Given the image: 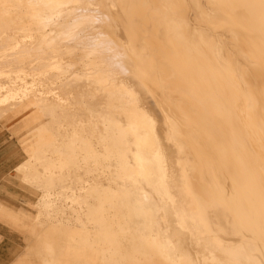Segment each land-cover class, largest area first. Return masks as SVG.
I'll return each mask as SVG.
<instances>
[{
  "label": "bare ground",
  "instance_id": "obj_1",
  "mask_svg": "<svg viewBox=\"0 0 264 264\" xmlns=\"http://www.w3.org/2000/svg\"><path fill=\"white\" fill-rule=\"evenodd\" d=\"M31 104L100 210L46 263L264 264V0H0V115Z\"/></svg>",
  "mask_w": 264,
  "mask_h": 264
},
{
  "label": "rangeland",
  "instance_id": "obj_2",
  "mask_svg": "<svg viewBox=\"0 0 264 264\" xmlns=\"http://www.w3.org/2000/svg\"><path fill=\"white\" fill-rule=\"evenodd\" d=\"M32 105L24 111L18 112L15 116H12V112H9L10 115L5 113L0 115V225L7 228L9 233L15 234L16 240L10 244L17 245L18 258L13 264H56L55 262L46 263L45 257L47 256L46 259L50 261H56L61 256L59 250L71 242L70 232L74 229L84 231V220L89 221V217L97 219V211L100 210L97 207L98 200L96 199L98 197L89 198V204L85 203L84 189H81L84 186L83 169L79 170L78 174L71 173L72 171H69L71 161H67L66 168L62 170L53 169L55 174H58L57 176H49L50 174L46 172L47 164L51 162L49 159L56 157L53 153L55 148L51 144L56 137L59 138V134L55 133L57 129H55L50 116L43 115L39 109L26 112L28 108H32ZM70 127L69 130L72 129ZM77 128L80 129L79 131L83 129L79 126ZM40 134H42L41 137ZM63 134L64 132H62V137ZM30 145L36 150L45 145V148L48 149L44 150L43 147L42 150L45 152L49 150L45 153V159L37 161L36 158L34 160L30 158L31 154L27 151ZM63 146L62 143L63 157L66 156L67 159L68 153L65 150L66 147ZM65 151L66 153H64ZM32 164L36 167H31ZM33 169L39 178L34 176L26 179V174ZM120 193L122 191H117L118 196H115L118 202L116 209L120 210L123 215H129L128 221L133 227L131 229H138L134 228V221H132L134 219L132 213L136 209L132 194L125 191L126 196H120ZM110 195L112 196V193ZM126 199L128 200L126 201ZM88 212H92V214L88 215ZM16 218L21 220L17 222ZM51 224H54V227H51ZM94 228L99 231L100 225L96 224ZM49 234L56 235L57 246L54 248L45 245ZM126 236L130 238L128 240L126 237L123 246L132 250L134 232L132 231ZM112 252H106L102 259L108 264L123 263L122 256L120 258L117 257L118 254H114L117 250ZM77 258L81 259L82 257ZM72 264L86 263L74 259Z\"/></svg>",
  "mask_w": 264,
  "mask_h": 264
},
{
  "label": "crops",
  "instance_id": "obj_3",
  "mask_svg": "<svg viewBox=\"0 0 264 264\" xmlns=\"http://www.w3.org/2000/svg\"><path fill=\"white\" fill-rule=\"evenodd\" d=\"M0 236V264H13L18 258L17 245L10 244V242H15V234L9 233L7 228L0 225Z\"/></svg>",
  "mask_w": 264,
  "mask_h": 264
}]
</instances>
